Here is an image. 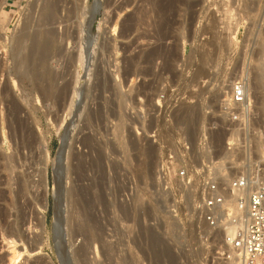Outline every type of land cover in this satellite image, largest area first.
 Returning <instances> with one entry per match:
<instances>
[{"label":"rangeland","instance_id":"rangeland-1","mask_svg":"<svg viewBox=\"0 0 264 264\" xmlns=\"http://www.w3.org/2000/svg\"><path fill=\"white\" fill-rule=\"evenodd\" d=\"M30 1L0 7V161H15L11 176L0 168V264L9 263L14 248L18 264H61L55 240L64 245L65 264H82L88 241V264H229L218 259L217 250L227 252L223 242H205L208 233L191 223L189 201L160 189L157 170L184 138L197 160L205 159L203 134L209 154L233 163L230 175L253 172L243 164L246 155L262 160L254 137L264 139V0H99L100 30L88 65L81 54L97 0H54L61 23L38 29L33 22L28 32L55 27L60 41L50 59L39 62L36 53L24 67L15 39L26 31ZM239 79L252 102L246 131L221 113ZM76 86L82 102L71 109ZM67 126L55 230L61 201L54 159ZM228 141L252 145L251 153H228ZM74 214L85 218L87 232L73 234ZM152 233L170 250L156 254Z\"/></svg>","mask_w":264,"mask_h":264},{"label":"built area","instance_id":"built-area-1","mask_svg":"<svg viewBox=\"0 0 264 264\" xmlns=\"http://www.w3.org/2000/svg\"><path fill=\"white\" fill-rule=\"evenodd\" d=\"M251 107L246 82L239 79L222 103L221 113L228 117L230 123H237L242 127L240 130L246 131ZM209 138L208 134L201 138L200 152L205 153V159L201 161L197 160L186 138L181 139L174 149L167 150L157 170L158 185L163 192H172L180 202L189 201L191 223L203 233H208L205 242L210 244V240L215 242L218 239L223 242L227 252L217 250L219 260L230 261L232 258L228 251L231 250L236 264H264L262 169L253 174L246 169L230 175L226 168L233 163L209 154ZM248 147L251 149L252 145ZM246 149V145L234 141L226 143L227 152L233 154ZM243 164L248 168L245 156ZM228 230L232 235H227Z\"/></svg>","mask_w":264,"mask_h":264},{"label":"bare ground","instance_id":"bare-ground-1","mask_svg":"<svg viewBox=\"0 0 264 264\" xmlns=\"http://www.w3.org/2000/svg\"><path fill=\"white\" fill-rule=\"evenodd\" d=\"M86 1H88V0H86ZM7 2V0H1L0 1V7L2 6V5H4L5 3ZM31 2V1H30ZM59 4V2H57V1H54V0H32V2L30 3V4H28V8H27V10H26V19L28 18V20L26 21L25 19V21L27 22V26H26V31L24 32L23 30V32L24 33H20L19 35H18V37L15 39V40H17L16 41V47L20 50L19 52H21V50L22 51H24V54L22 55V56H24V61H20V63L22 64V65H25L24 67H26V65H27V62L28 61H30L31 60V58L34 56V54H36V53H38L37 54V56L39 55V58L38 59H40L39 60V62L41 61V60H45V59H48V57L50 56V54H51V52H52V49L56 46V44L60 41V38H61V36H59L58 34V31H57V28L55 29V27H52V28H48V29H46V30H44L43 29V31H39V32H35V30H34V32L35 33H29L28 32V30L29 29H31L30 27H31V25H32V23L34 22V24L35 25H37V28H38V26L41 28H43V26H47V25H54L55 23H57V22H59V23H61L60 22V19L58 20V12H59V8H60V6L58 5ZM84 6V5H83ZM86 6H84L83 8H85ZM88 7V6H87ZM86 7V8H87ZM100 8H101V2L99 1V0H97V2L94 4V5H92L91 6V8H90V10H89V15H90V17H89V20H88V22H89V28H88V32L91 34L90 35V39H89V43L87 44V45H89L88 46V49L86 50V55H84L83 53L81 54V63H82V61H83V64H84V62H86L87 63V65L88 64H90L91 63V60H92V58H93V53H94V51H95V43H94V32H96L98 29H99V27H100V23L98 24L97 23V20H96V14L98 13V11H100ZM87 9H89V8H87ZM88 11V10H87ZM109 11V10H108ZM84 13V12H83ZM108 13V12H107ZM81 14H82V12H81ZM84 14H87V12L86 13H84ZM88 15V16H89ZM82 16H83V14H82ZM87 16V15H86ZM12 18V17H11ZM63 20V19H62ZM86 21V20H85ZM25 22V23H26ZM87 22V23H88ZM24 23V24H25ZM67 25V24H66ZM50 27V26H49ZM58 27V26H57ZM86 27V26H85ZM24 28V27H23ZM36 28V27H35ZM36 28V29H37ZM87 28V27H86ZM39 29V28H38ZM41 30V29H40ZM80 30V29H79ZM85 28H84V31H83V29H82V32L85 34ZM100 30V29H99ZM21 31V32H22ZM33 32V31H32ZM82 33V34H83ZM98 34V33H97ZM77 36V35H76ZM59 40V41H58ZM62 40H64V36H62ZM67 40V39H66ZM96 40V39H95ZM65 42V41H64ZM64 42H63V44H64ZM84 42V41H83ZM62 44V43H61ZM83 44V43H82ZM66 45V44H65ZM58 46L59 45H57V47L56 48H58ZM62 46V45H61ZM72 46V45H71ZM70 46V47H71ZM60 47V46H59ZM60 49H62L61 50V53H62V56H63V46L62 47H60ZM79 49V48H78ZM59 50V49H58ZM11 51V50H10ZM15 51V50H14ZM17 51V50H16ZM16 51H15V53H16ZM55 51H57V50H55ZM60 51H58V53H59ZM80 52V51H79ZM18 53V52H17ZM22 53V52H21ZM57 54V53H56ZM60 54V53H59ZM16 55V54H15ZM17 56H18V54H17ZM54 56V55H53ZM61 56V57H62ZM65 56V55H64ZM56 57L58 58V55H56ZM60 57V56H59ZM16 58V57H15ZM35 58V57H34ZM51 57H49V59H50ZM54 58H55V56H54ZM80 58V57H79ZM13 59V58H12ZM19 59V58H18ZM84 59H85V61H84ZM59 60V59H58ZM15 61V60H14ZM17 61V60H16ZM37 61V60H36ZM33 62V61H32ZM31 61H30V63H32ZM45 62V61H44ZM29 63V62H28ZM15 64V63H14ZM37 64V63H36ZM82 64V65H83ZM5 65V64H4ZM29 65V64H28ZM33 65V64H32ZM18 66V65H17ZM30 66V65H29ZM28 66V67H29ZM37 66H39V65H37ZM45 66V65H44ZM84 66V65H83ZM2 67V66H1ZM0 67V68H1ZM27 67V68H28ZM3 68V67H2ZM26 68V69H27ZM40 68V67H39ZM48 67L46 66V68H44V69H47ZM89 68V67H88ZM92 68V67H91ZM43 69V68H42ZM24 71V70H23ZM28 71V70H27ZM29 72V71H28ZM27 72V73H28ZM40 72H42L41 70H40ZM42 73H44V72H42ZM47 72H45V74H46ZM262 73H263V71H262ZM262 73H261V75H262ZM41 74V73H40ZM86 74H88V72H86ZM42 75V74H41ZM41 75H40V77H41ZM90 75V74H89ZM259 75V74H258ZM55 76V75H54ZM38 77H39V75H38ZM44 77L45 78H47V76L46 75H44ZM53 78V77H52ZM45 80V79H44ZM78 80V79H77ZM48 81V80H47ZM81 82V81H80ZM236 84V83H235ZM235 84H234V86H233V89H234V87H235ZM44 85V84H43ZM46 86V85H45ZM49 87V86H48ZM68 87H70V84L69 85H67V87L66 88H68ZM247 87V86H246ZM48 89V88H47ZM52 89V88H51ZM69 90V89H68ZM49 95V94H48ZM74 95H75V97L71 100V102H70V108L72 109L74 106H78V108L80 107V104H81V102H82V88H81V86L80 87H75V89H74ZM76 97H77V100H76ZM79 111V110H78ZM185 112V111H184ZM184 116H186V115H184ZM187 116H188V114H187ZM186 119V118H185ZM72 125L73 126H75L74 124H71V127H72ZM68 128V130H66V132L68 133V136H69V131H70V126H67ZM258 133V132H257ZM253 134V133H252ZM13 135V134H12ZM257 135V134H256ZM252 137V136H251ZM69 138V137H68ZM68 138L65 140V142H64V144H63V146H62V148H61V151H60V157L61 156H63V154L66 152V150H67V146H68V144H69V142H68ZM253 138V137H252ZM255 139L254 140H256V143H254V144H256V147L258 148V150L261 152V157L262 158H260V159H262V160H260L259 162H254V159H253V157H252V153L250 152L251 151V149H249V147H247V149L246 150H248V152H250L251 153V156L250 157H247V155L245 156V158H246V161H248V168H250L251 170H253V172H252V174L253 173H257L258 172V170H261L262 169V171H261V174L262 175H260V178H264V139H262L259 135L257 136V138L256 137H254ZM16 139V138H15ZM250 139V138H249ZM18 145V144H17ZM136 145V144H135ZM144 148V147H143ZM20 149V148H19ZM141 149V148H140ZM147 150V149H146ZM144 151V150H143ZM142 151V152H143ZM147 152V151H146ZM228 153H230V152H228ZM11 154V153H10ZM14 154V153H13ZM248 155H249V153H247ZM7 156V155H6ZM33 156V155H32ZM260 157V156H259ZM7 158V157H6ZM15 158V157H14ZM3 159V158H2ZM8 159V158H7ZM7 159H4L3 161H0V168L2 167L3 168V170L4 169H6L8 172L7 173H9V175L11 176L12 175V173H13V171H14V165H13V161L14 160H12L11 159V156H10V159L9 160H7ZM16 159V158H15ZM19 160H21V159H19ZM25 160V159H24ZM55 160V159H54ZM59 160V159H58ZM58 160H56V164H55V174H56V193H58L57 194V200L59 201H61V207H59V208H57V211H56V214H57V216H56V219L59 221V219H60V214H61V211H62V205H63V197H62V194H60V187H61V182H62V179H63V177H62V164L58 161ZM263 163V165H261V164H259V163ZM14 163H15V161H14ZM53 165H54V162H53ZM17 166V165H16ZM65 168V167H64ZM75 168V167H74ZM1 170V169H0ZM77 171V170H76ZM223 171V170H222ZM6 172V171H5ZM3 175V174H2ZM9 175H8V177H9ZM14 177H15V175H14ZM13 177V178H14ZM7 178V177H6ZM11 178V177H10ZM12 178V179H13ZM33 178V177H32ZM15 179H16V177H15ZM10 180V179H9ZM34 180V179H33ZM15 181V180H14ZM10 182V181H9ZM20 182H21V180H20ZM11 183V182H10ZM34 183V182H33ZM9 186V185H8ZM11 186V185H10ZM13 187H15V186H13ZM32 187V186H31ZM38 187H39V185H38ZM9 188V187H8ZM17 188V187H16ZM22 188V187H21ZM4 189V188H3ZM19 189V188H18ZM9 190H10V188H9ZM24 190V189H23ZM22 189H21V191H23ZM57 190H58V192H57ZM20 191V190H19ZM45 191V190H44ZM8 192H11V191H8ZM16 192V191H15ZM15 192H14V194H15ZM42 192V191H41ZM1 193H2V191H1ZM21 193V192H20ZM33 194V193H32ZM3 195V194H2ZM16 195V194H15ZM18 196V195H17ZM16 196V197H17ZM20 196V195H19ZM9 197H11V196H9ZM13 197H14V195H13ZM4 198V197H3ZM5 198H6V196H5ZM11 199V198H10ZM17 199V198H16ZM19 200V199H18ZM9 201V200H8ZM46 201V200H45ZM10 202V201H9ZM15 205V204H14ZM13 205V206H14ZM41 205V204H40ZM4 206V205H3ZM7 206V205H6ZM38 207V206H37ZM39 208V207H38ZM46 208V204L44 205V207H43V211H41V215H42V217H41V220L43 219L44 220V209ZM42 209V208H41ZM3 210H6V209H4L3 208ZM2 210V211H3ZM3 212H5V211H3ZM25 212V211H24ZM9 213V212H8ZM23 215V214H22ZM76 215V216H75ZM12 217V216H11ZM22 217H24V216H22ZM25 218V217H24ZM71 218V217H70ZM69 218V219H70ZM77 218H79V217H77V214H74L73 215V220H76ZM129 218V217H128ZM140 218V217H139ZM27 219V218H26ZM80 219V218H79ZM85 218H83V222H81L80 220H78V222H77V225L78 226H75L76 228H75V230H74V235H77V234H80V233H84V231H86V225L87 224H84V220ZM16 221V220H15ZM22 221V220H21ZM20 221V222H21ZM1 222V221H0ZM73 222H75V221H73ZM10 223V222H9ZM11 223H14L13 221L11 222ZM18 224V223H17ZM34 224V223H33ZM75 224V223H74ZM15 225V224H14ZM32 225V224H31ZM140 225V224H139ZM144 226V225H143ZM142 226V227H143ZM33 227V226H32ZM20 228V227H19ZM19 228H17V229H19ZM22 228V227H21ZM10 230V229H9ZM29 231H30V234H32V233H34V229L32 228L31 229V227L28 229ZM34 230V231H33ZM38 230V229H37ZM88 230V229H87ZM16 230H11L10 231V233H12V234H15L16 232H15ZM15 232V233H14ZM87 232V231H86ZM85 232V233H86ZM143 232V231H142ZM153 232V231H152ZM231 230H228L227 231V235H232L231 234ZM36 233H38V232H36ZM11 234V235H12ZM17 234H18V232H17ZM24 234V233H23ZM22 234V235H23ZM87 234V233H86ZM10 235V234H9ZM16 235V234H15ZM21 235V234H20ZM21 235V236H22ZM26 235V234H25ZM33 235V234H32ZM88 235V234H87ZM6 236V235H5ZM14 236V235H13ZM12 236V237H13ZM24 236V235H23ZM22 236V237H23ZM28 236V235H27ZM27 236H25V237H27ZM39 236V235H38ZM139 236V235H138ZM151 237H150V239H151V241H150V244H151V242H152V248H154L155 250H156V254H158V255H161V254H164L167 250H170V249H168L167 248V250H166V248L165 247H162L164 244L162 243L163 242V239L161 238V236H159V235H157V234H155V233H152L151 235H150ZM35 237V236H34ZM72 237H74L73 235H72ZM31 238V237H30ZM136 238V237H135ZM15 239V238H14ZM14 239H11V240H14ZM41 239V238H40ZM89 239V238H88ZM34 240V239H33ZM140 240V239H139ZM38 241H39V239H38ZM37 241V242H38ZM135 241V240H134ZM149 241V240H148ZM27 242V241H26ZM33 242V241H32ZM40 242V241H39ZM14 243H15V240H14ZM136 243V242H135ZM143 243V242H142ZM10 244V243H9ZM140 244V243H139ZM149 244V245H150ZM163 244V245H162ZM15 245V244H14ZM55 245H56V247H57V249L60 251V253L63 255V250H64V245L59 241V242H57L56 240H55ZM83 245V244H82ZM142 245V244H141ZM90 246H89V241L84 245V246H82V248L80 249V254H79V258L81 259L80 260V262L82 263V264H88V261H87V256H86V254L88 253V248H89ZM150 247H151V245H150ZM165 249V250H164ZM165 251V252H164ZM12 254H13V256L12 257H10V259H9V263L8 264H18V258H19V256L21 255L20 253L18 254V252L16 251V249L14 248L13 250H12ZM141 252V251H140ZM164 252V253H163ZM229 253H230V255H231V260L232 261H228L229 262V264H230V262H231V264H236V258L232 255V253L234 254V252L233 251H228ZM168 253V252H167ZM86 256V257H85ZM137 256V255H136ZM145 256V255H144ZM163 256V255H162ZM159 257V256H158ZM87 258V259H86ZM128 258V257H127ZM131 258V257H130ZM137 259V258H136ZM142 259V258H141ZM133 259H131V261H132ZM135 263H137V262H135ZM143 263V262H142ZM128 264V263H127ZM144 264V263H143Z\"/></svg>","mask_w":264,"mask_h":264},{"label":"water","instance_id":"water-1","mask_svg":"<svg viewBox=\"0 0 264 264\" xmlns=\"http://www.w3.org/2000/svg\"><path fill=\"white\" fill-rule=\"evenodd\" d=\"M95 3H96V2H95ZM98 13H99V11H98ZM98 13L96 14V17H97V15H98ZM67 138H68V133L66 132V133L63 135L62 139L60 140L59 147H58V150H57V153H56V156H55V160H58V159L60 158V151H61V148H62V146H63V144H64V142H65V140H66ZM59 226H60V225H59V222H58V220L56 219L55 230H58ZM57 252H58V258H59L60 263H61V264H65V261H64V258L62 257V254L60 253L59 250H57Z\"/></svg>","mask_w":264,"mask_h":264}]
</instances>
